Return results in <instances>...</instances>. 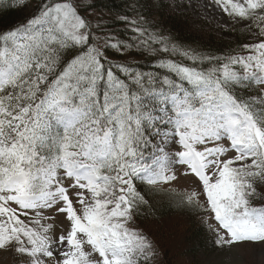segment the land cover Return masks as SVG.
Instances as JSON below:
<instances>
[{"label":"snow or ice","instance_id":"1","mask_svg":"<svg viewBox=\"0 0 264 264\" xmlns=\"http://www.w3.org/2000/svg\"><path fill=\"white\" fill-rule=\"evenodd\" d=\"M213 3L250 42L202 55L137 22L125 42L93 27L88 0H42L0 28V252L159 264L136 217L179 168L198 190L175 202L215 221L218 247L264 245V0ZM133 48L170 56L151 72L116 62Z\"/></svg>","mask_w":264,"mask_h":264},{"label":"trees","instance_id":"2","mask_svg":"<svg viewBox=\"0 0 264 264\" xmlns=\"http://www.w3.org/2000/svg\"><path fill=\"white\" fill-rule=\"evenodd\" d=\"M41 2L42 0H27V7L12 9L10 5L15 4L16 0H3V4L0 5V28H11L25 22L36 14ZM88 2L94 6L84 15L88 17L93 27L99 26L104 32L125 42L133 38L134 24L132 22L139 23L141 28L146 29L147 33L153 36L162 32L173 45L202 55L221 56L237 45L247 43L248 40L247 29L236 24L220 29L219 32L213 30L202 32L193 26L191 16L186 10L172 6L168 0H88ZM158 47L152 45V48L158 49ZM169 56V53L157 51L153 55L150 50L141 52L133 48L130 53H124L116 62H126L132 64L137 70L151 72L155 70L158 59H166ZM178 59L182 58L178 57ZM136 184L139 190H143V185L139 182ZM257 191L261 192V189L258 188ZM178 195L181 193L166 194L160 191L154 196L146 197L149 199L150 207H142L136 217L137 226L155 242L159 249V264H180V259L182 264V261L187 258H196L209 236L197 211L177 206L175 197ZM253 203L260 205L264 201L257 199ZM176 215H181L184 225L181 240L176 243L177 249H172L176 232L165 227L155 229L149 224L153 220L158 222Z\"/></svg>","mask_w":264,"mask_h":264},{"label":"rangeland","instance_id":"3","mask_svg":"<svg viewBox=\"0 0 264 264\" xmlns=\"http://www.w3.org/2000/svg\"><path fill=\"white\" fill-rule=\"evenodd\" d=\"M172 6L181 7L191 16V22L195 28L200 31L208 32L210 30L218 31L231 26L233 23L225 16L220 8L213 3V0H168ZM217 32V33H218ZM250 42L248 38L247 43ZM184 169L176 170L177 180L168 185H158L161 188L171 190L186 195L195 189L198 190L194 178L183 175ZM204 203V198H200ZM195 212V211H194ZM202 218L205 228L208 231V239L205 246L198 252L196 258H187L182 264H264V245H236L231 248H220L215 243V234L210 230L208 225H215V221L209 219L205 223L207 214L198 212ZM181 215L172 216L163 220H153L150 226L154 228L165 227L173 229L175 234V244L172 249L176 248V243L181 240V231L184 225ZM185 219V218H184ZM57 225L64 227V217L57 216ZM135 226L137 224L135 223ZM138 227V226H137ZM139 228V227H138ZM140 229V228H139ZM141 230V229H140ZM60 233L57 232V235ZM181 264V259L179 260ZM0 264H16V260L7 252H0Z\"/></svg>","mask_w":264,"mask_h":264}]
</instances>
